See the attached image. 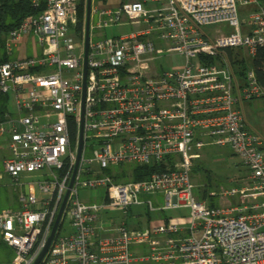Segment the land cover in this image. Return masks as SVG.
Masks as SVG:
<instances>
[{
  "label": "built area",
  "instance_id": "obj_1",
  "mask_svg": "<svg viewBox=\"0 0 264 264\" xmlns=\"http://www.w3.org/2000/svg\"><path fill=\"white\" fill-rule=\"evenodd\" d=\"M29 2L41 10L23 16L3 40L8 58L0 61V93L13 96L14 112L0 118L6 151L0 161L13 179L45 173L34 181L38 193H21L18 208L0 210V238L14 252L1 264L33 263L67 189L42 264H264V138L246 127L236 106L264 96L252 64L264 46V0L91 3L90 17L97 19L89 24L83 144L69 188L84 77L85 29L78 34L76 23L81 2L85 20L86 0ZM125 18L145 27L114 36L93 31ZM212 24L228 28L204 30ZM153 30L165 48L147 37ZM29 41V53L10 58L14 47ZM174 53L182 63L163 69L158 59ZM241 60L246 65L239 76L235 61ZM212 145L227 146L246 170L234 184L202 197L194 193L191 174L203 148ZM131 163L158 169L125 178L121 165ZM99 186L104 199L79 198L80 189ZM246 193L248 202L228 200ZM132 206L146 209V220L139 212L128 216ZM110 209L122 211L120 219L107 215ZM131 243L144 244L143 252L132 254Z\"/></svg>",
  "mask_w": 264,
  "mask_h": 264
},
{
  "label": "rangeland",
  "instance_id": "obj_2",
  "mask_svg": "<svg viewBox=\"0 0 264 264\" xmlns=\"http://www.w3.org/2000/svg\"><path fill=\"white\" fill-rule=\"evenodd\" d=\"M131 0H123V2H127ZM109 0H91L92 4H106ZM97 19L96 16L90 17V22H95ZM145 24L139 23L136 24L132 22L131 19L125 18L122 20L121 24H114L109 27H105L101 30L93 29L97 36H114L126 34L132 31H137L138 29L144 28ZM228 27L223 24H212L204 27V30L208 32H215L216 30H227ZM158 30H153L151 34L147 37L152 39L155 47L165 48L166 43L163 42L158 37ZM26 50L29 53L32 50V45L30 41L25 45H20L18 47H14L13 53L10 55V58L16 56L17 51ZM236 50V49H235ZM234 50V51H235ZM236 55H240L239 52ZM249 63H251V59L248 58ZM158 63L162 66L163 69H169L170 67H177L182 63V57L178 54H171L167 56H163L158 59ZM264 70V62L262 65ZM240 112L242 113L244 119L246 120V127L251 126V124L255 125L260 129L264 126V98L259 97L249 101H240L236 104ZM12 109V108H11ZM13 110V109H12ZM250 128V127H249ZM252 129V128H251ZM90 151L88 148L86 149L85 156H90ZM194 169L192 170L191 179L192 182L196 185L194 188L195 194H200L202 197L204 195H208L210 191H221L224 187L234 184V179L241 178L245 172V168L239 164L238 158L232 154L231 150L227 146H219L212 145L208 147H204L202 151V156L194 161ZM130 166L128 164H122L121 167L127 168ZM0 173H3L2 163L0 161ZM45 173L44 170L33 171L30 173H23L19 176L18 181L15 182L13 179H9L6 177H0V210L6 207L10 208H18L19 207V195L21 193L26 194L30 190L33 189L34 181L41 179ZM4 174V173H3ZM128 176L125 175V178ZM79 198L86 202H94L100 201L104 199L105 188L103 186H99L97 188L87 187L82 188L78 192ZM162 200V196H160ZM249 193L243 195H236L233 197H229L228 200L231 203H238L239 201L248 202L249 201ZM220 200L216 196L210 197V203L214 206L219 205ZM222 202V201H221ZM146 209L141 206H132L128 211V216L130 213H141L140 220L144 221L147 218V214L145 213ZM167 214H174L175 212L172 210L165 211ZM107 215H112L116 219H118L122 211L119 209H110ZM155 213H151L150 216H155ZM120 219V218H119ZM130 217L128 218V221ZM144 244H129V249L133 251L132 254L138 255L141 254L144 250ZM141 250V251H140ZM12 249L3 245H0V263L10 262L12 258ZM134 264H154L150 261H139Z\"/></svg>",
  "mask_w": 264,
  "mask_h": 264
},
{
  "label": "trees",
  "instance_id": "obj_3",
  "mask_svg": "<svg viewBox=\"0 0 264 264\" xmlns=\"http://www.w3.org/2000/svg\"><path fill=\"white\" fill-rule=\"evenodd\" d=\"M40 10L41 8H33L29 0H0V61L8 58L3 51V40L6 33L12 27L16 26L23 16H25L28 13H33ZM83 27H84V6L83 3L81 2L78 8L77 23H76V31L78 34L82 32ZM228 51H230V49ZM263 62H264V46L259 47L257 49L256 55L252 59V64L255 68L256 74L259 80L261 81V83L264 85V70L262 68ZM235 63H238L239 65L237 70L238 75L242 76L246 65L245 62L241 60V61H235ZM6 98L7 97L5 94L0 93V118H2V114L6 109V100H7ZM70 130H71L72 139L75 140L76 125L71 123ZM128 165L130 166H127V168L123 167L124 176L126 175L127 172L126 176H130L132 179L135 180L144 178L147 175H149L152 171L158 169L154 165H137L132 163ZM66 167L67 165H64L62 168H59L58 174L62 175L66 170ZM0 245L11 248L1 238H0ZM12 253H13L12 255H14L13 249H12Z\"/></svg>",
  "mask_w": 264,
  "mask_h": 264
},
{
  "label": "water",
  "instance_id": "obj_4",
  "mask_svg": "<svg viewBox=\"0 0 264 264\" xmlns=\"http://www.w3.org/2000/svg\"><path fill=\"white\" fill-rule=\"evenodd\" d=\"M90 7H91V0H86V9H85V20H84V58H83V90H82V104H81V114H80V127H79V136H78V146H77V152H76V157H75V162L73 165V169H72V174L70 177V180L68 182V188L71 186L73 179L75 177V173L79 164V159H80V155H81V149H82V144H83V99H84V88H85V75H86V56H87V52H88V42H89V24H90ZM69 193V189H67L63 195V198L61 200V203L59 205V208L57 210L54 222L52 224L50 233L42 247V249L40 250V252L38 253V255L36 256V258L34 259L32 264H41L42 259L45 255V253L47 252L49 245L56 233L57 227L59 225L60 219H61V215L63 212V208L67 199Z\"/></svg>",
  "mask_w": 264,
  "mask_h": 264
},
{
  "label": "crops",
  "instance_id": "obj_5",
  "mask_svg": "<svg viewBox=\"0 0 264 264\" xmlns=\"http://www.w3.org/2000/svg\"><path fill=\"white\" fill-rule=\"evenodd\" d=\"M262 1V0H261ZM118 2H121V3H123V0H109V2L107 3V4H109V5H111V6H114L116 3H118ZM6 111H10V112H14V104H13V96L12 95H10V94H8V95H6ZM263 98H264V96H263ZM13 110H12V109ZM244 121H245V124L247 123L246 122V120L244 119ZM246 125H248V124H246ZM250 128H252L253 130H255L261 137H263L264 138V132L263 131H260V129L256 126V124L254 125H252L251 124V126H249ZM262 129L264 130V126H262ZM6 151H5V149H1L0 148V153L1 154H4ZM4 173V172H3ZM0 173V177H8L9 179H13V178H11L8 174H6V173ZM21 174H23V173H21ZM20 174V175H21ZM244 174V173H243ZM6 175V176H5ZM19 175V176H20ZM19 176L17 177V179H13L15 182H17L18 181V178H19ZM30 192H35V193H38V191H37V188H36V186L34 185V183H33V189L32 190H30Z\"/></svg>",
  "mask_w": 264,
  "mask_h": 264
}]
</instances>
